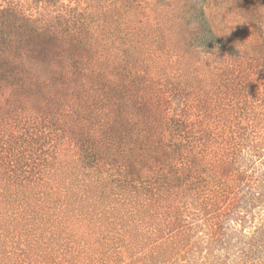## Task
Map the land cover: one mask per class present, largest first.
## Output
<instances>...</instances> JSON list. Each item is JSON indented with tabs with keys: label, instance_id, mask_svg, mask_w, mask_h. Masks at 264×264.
Masks as SVG:
<instances>
[{
	"label": "trees",
	"instance_id": "trees-1",
	"mask_svg": "<svg viewBox=\"0 0 264 264\" xmlns=\"http://www.w3.org/2000/svg\"><path fill=\"white\" fill-rule=\"evenodd\" d=\"M53 1L0 0V264H264V0Z\"/></svg>",
	"mask_w": 264,
	"mask_h": 264
},
{
	"label": "rangeland",
	"instance_id": "rangeland-1",
	"mask_svg": "<svg viewBox=\"0 0 264 264\" xmlns=\"http://www.w3.org/2000/svg\"><path fill=\"white\" fill-rule=\"evenodd\" d=\"M45 1H47L48 3L50 2H52V3H54V1L53 0H45ZM101 1V3L102 4H104L105 6H108L109 8V11H114V10H118V7H119V5H120V3H119V1L120 0H100ZM132 2H135V4H136V2H140L141 0H131ZM147 2H150L151 0H146ZM154 1H157V0H154ZM175 2V1H180V0H165V2ZM68 2H69V0H62V2H60V3H66V4H68ZM28 3V2H27ZM34 3V0H32V2L30 3V4H33ZM143 7H144V5H142ZM149 9H151V7L149 8ZM148 9V10H149ZM158 9V12L159 11H163V10H172L173 9V7L172 8H168V7H165V6H160L159 8H157Z\"/></svg>",
	"mask_w": 264,
	"mask_h": 264
}]
</instances>
